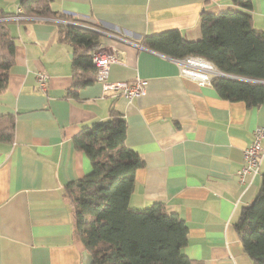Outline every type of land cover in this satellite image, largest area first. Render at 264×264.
Here are the masks:
<instances>
[{"label": "crops", "instance_id": "1", "mask_svg": "<svg viewBox=\"0 0 264 264\" xmlns=\"http://www.w3.org/2000/svg\"><path fill=\"white\" fill-rule=\"evenodd\" d=\"M20 1L0 0L16 40L0 93V114L15 117L13 140H0V264H84L66 186L93 165L74 138L108 120L112 109L126 120V145L144 160L130 205L163 201L184 219V253L197 264H253L235 224L259 193L264 156L254 177L242 182L238 171L254 130L264 127V102L249 107L225 99L212 84L181 76L175 58L142 44L171 29L198 39L202 11L234 8L233 0H52L55 15L92 29L100 45L124 59L110 65L109 82L146 80L145 92L132 99L106 93L96 78L81 84L67 26L57 16L18 15ZM250 12L254 27L264 30V0H252ZM39 72L48 74L45 89Z\"/></svg>", "mask_w": 264, "mask_h": 264}, {"label": "trees", "instance_id": "2", "mask_svg": "<svg viewBox=\"0 0 264 264\" xmlns=\"http://www.w3.org/2000/svg\"><path fill=\"white\" fill-rule=\"evenodd\" d=\"M52 0H21L22 14L65 19L51 11ZM236 7L220 12L203 10L201 37L186 39L177 29L147 35L142 44L172 58L198 55L212 61L227 76L212 85L228 100L249 107L264 102V30L253 25L252 0H233ZM0 7V93L8 84L15 62V37ZM67 26L64 39L76 46L75 65L84 71L85 85L97 79L91 51L101 44L98 34L82 25ZM79 48H81L79 50ZM79 83H76L77 87ZM15 117L0 114V140L12 141ZM127 123L116 110L110 118L84 127L75 146L90 158L93 170L66 186L75 204L76 234L92 254V264H197L184 253L188 225L163 201L137 208L130 205L137 170L144 165L139 153L126 145ZM253 264H264V174L259 193L244 206L235 224Z\"/></svg>", "mask_w": 264, "mask_h": 264}, {"label": "built area", "instance_id": "3", "mask_svg": "<svg viewBox=\"0 0 264 264\" xmlns=\"http://www.w3.org/2000/svg\"><path fill=\"white\" fill-rule=\"evenodd\" d=\"M23 8L19 4L18 15L22 14ZM19 17V16H18ZM58 21L70 25H78L75 21L57 18ZM179 66L180 75L197 82L198 85H210L213 79L218 76H227L226 73L217 68L210 60L198 55H188L184 58H175ZM92 64L96 67L97 80L104 85V91H118L119 95L127 99L142 95L146 90V80L136 77L133 82L118 81L109 82L110 65L114 63L125 64L124 59L115 51H108L104 46L99 45L91 52ZM40 87L47 86L48 74L38 73ZM264 156V127L258 126L254 130L253 142L244 150V164L238 171L240 181L244 182L247 176L254 177L260 171L261 162Z\"/></svg>", "mask_w": 264, "mask_h": 264}, {"label": "water", "instance_id": "4", "mask_svg": "<svg viewBox=\"0 0 264 264\" xmlns=\"http://www.w3.org/2000/svg\"><path fill=\"white\" fill-rule=\"evenodd\" d=\"M83 255H84V258H83L84 264H92L93 263V257L89 251L85 250Z\"/></svg>", "mask_w": 264, "mask_h": 264}, {"label": "rangeland", "instance_id": "5", "mask_svg": "<svg viewBox=\"0 0 264 264\" xmlns=\"http://www.w3.org/2000/svg\"><path fill=\"white\" fill-rule=\"evenodd\" d=\"M97 48H98V46H97Z\"/></svg>", "mask_w": 264, "mask_h": 264}, {"label": "bare ground", "instance_id": "6", "mask_svg": "<svg viewBox=\"0 0 264 264\" xmlns=\"http://www.w3.org/2000/svg\"><path fill=\"white\" fill-rule=\"evenodd\" d=\"M92 52V51H91Z\"/></svg>", "mask_w": 264, "mask_h": 264}]
</instances>
